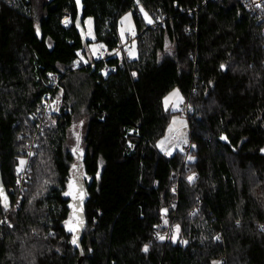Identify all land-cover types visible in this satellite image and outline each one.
<instances>
[{
	"label": "trees",
	"instance_id": "1",
	"mask_svg": "<svg viewBox=\"0 0 264 264\" xmlns=\"http://www.w3.org/2000/svg\"><path fill=\"white\" fill-rule=\"evenodd\" d=\"M79 3L44 0L37 13L34 0H0V264H264V33L244 0ZM128 12L138 37L113 56ZM50 74L62 102L33 148ZM176 88L190 103L189 163L158 148ZM82 117L74 204L67 141Z\"/></svg>",
	"mask_w": 264,
	"mask_h": 264
},
{
	"label": "rangeland",
	"instance_id": "2",
	"mask_svg": "<svg viewBox=\"0 0 264 264\" xmlns=\"http://www.w3.org/2000/svg\"><path fill=\"white\" fill-rule=\"evenodd\" d=\"M43 1L44 0H34L37 13H40L41 5ZM66 17L69 18L68 16ZM66 17L63 18L62 23ZM142 17H143V20L147 24L149 25L152 24L153 21L147 14L142 12ZM86 26H87L86 36L89 40H93L94 31H93V19L92 18H88L86 20ZM119 33L123 39L126 36H129L130 34L136 35L137 30H136L135 21H134V14L132 12L126 13L120 20ZM137 37L138 36L136 35L135 38L137 39ZM166 48H167L166 54L168 55L173 54L175 51L173 45L170 43L167 44ZM90 52L93 54V57L97 59L100 58V56H104L103 47L102 45L98 43H92L90 45ZM135 53H136L135 51L130 53L131 57L135 56ZM82 59L86 60L83 57ZM83 62L86 63L87 61H83ZM60 94H58V100H59V108L57 109L58 112L60 109V103L62 102ZM184 102H185V98L178 88L170 92L163 100V104L166 110L173 113L172 120L168 127V130L165 136L158 143V148L164 153L165 152L169 153L173 147L180 149L181 148L180 146H183V144L193 145L191 141V132H190V123H189L190 114L187 116L188 117L187 118L183 112L179 113L181 111L179 109V106ZM52 111L53 109H49L48 115L40 111L37 117L34 118V123L29 129V132L33 133V134H30V137L33 138L32 142L34 141L35 143L37 142V139L40 134V133L38 134V132H41V130L44 128V126L40 128L39 125H45V126L47 125L48 127V125L52 123V120H54V117L56 115L53 117ZM85 133H86V121H85V118L82 117V118L77 119L76 122L74 123V127L70 129L68 141H67V149L71 150L72 152H75L73 154L76 157V162L73 164V168H72L73 171H72L71 181L69 184V191H68V197H70L74 201V204L76 201H82V199L80 200V191H81V188L84 187L83 185L84 179H83L81 159H82V147H83L82 140L85 136ZM28 145L26 149L28 148ZM79 145L81 146L80 148H79ZM22 154H23L22 156H24V154L27 155L26 150H24ZM183 161L185 162V158H183ZM24 165H25V160L23 159L21 161V168H23ZM20 171H18V173ZM170 223L171 221L168 224V230H169V227L172 228ZM176 237L177 236L175 235L174 238L176 239Z\"/></svg>",
	"mask_w": 264,
	"mask_h": 264
},
{
	"label": "built area",
	"instance_id": "3",
	"mask_svg": "<svg viewBox=\"0 0 264 264\" xmlns=\"http://www.w3.org/2000/svg\"><path fill=\"white\" fill-rule=\"evenodd\" d=\"M211 1H218V0H204V4H207L208 2ZM244 6L245 8L248 9L249 13L251 14V16L255 17L257 24H259L263 30L264 33V0H244ZM197 14L198 10H194L191 12V14ZM158 22H162V20L160 19ZM71 23L70 18H65L63 21V25L64 26H69ZM68 24V25H67ZM127 39V40H126ZM135 35L130 34L129 36L125 37V41L124 44L122 46H120L118 48L117 51H115L113 54L111 53V55H115L117 54L123 47H128V45H131L133 43V40L135 41ZM107 51H104V56L106 57L107 55ZM110 54V53H109ZM84 55V54H82ZM103 56V57H104ZM111 57V56H110ZM106 71H109V69H106ZM49 87L52 88V91L49 93L44 94L43 96V100H42V107H41V111L44 112L46 115L49 114V109H53V117L55 115H57L58 112V108H59V100H58V91L60 90V76L59 75H55V74H50L49 75ZM55 92H57V94H55ZM179 109L184 113V115L187 117L190 114V103L189 100H185L184 103H182L179 106ZM57 110V111H56ZM60 110V109H59ZM58 112V113H57ZM37 117V115H36ZM188 118V117H187ZM40 128H42L45 125H39ZM40 132H38L39 134ZM33 148L36 146V143L34 141V143L32 144ZM181 148L179 149V153L180 155L185 158V162L184 163H189L192 159V145L189 144H183V146H180ZM33 148L30 147L29 150L26 151V158H25V165L24 167L21 169V171L18 173V180L15 183V187L14 189L23 192L25 189V184L27 179V175H28V169L30 167V161H31V156L33 155ZM16 209L20 208V201L15 205ZM5 222V220H1L0 223L3 224ZM169 230H171V227H169ZM168 237V233L166 235L163 236V239L166 240V238Z\"/></svg>",
	"mask_w": 264,
	"mask_h": 264
},
{
	"label": "water",
	"instance_id": "4",
	"mask_svg": "<svg viewBox=\"0 0 264 264\" xmlns=\"http://www.w3.org/2000/svg\"><path fill=\"white\" fill-rule=\"evenodd\" d=\"M76 1V3L79 5L80 3H79V0H75ZM79 11H80V14H79V19H78V23H82L83 22V19H84V17H83V15H82V12H81V9H79ZM222 142H224V143H227L228 141L226 140V137H223L222 138ZM175 151H176V148L175 147H173L171 150H170V152H169V154L170 155H174L175 154Z\"/></svg>",
	"mask_w": 264,
	"mask_h": 264
}]
</instances>
